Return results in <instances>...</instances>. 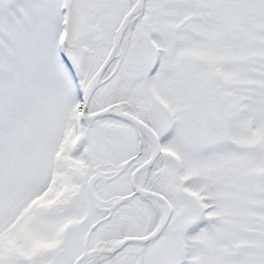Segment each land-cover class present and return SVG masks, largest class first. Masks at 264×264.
<instances>
[{
	"label": "snow or ice",
	"instance_id": "obj_1",
	"mask_svg": "<svg viewBox=\"0 0 264 264\" xmlns=\"http://www.w3.org/2000/svg\"><path fill=\"white\" fill-rule=\"evenodd\" d=\"M0 264H264V0H0Z\"/></svg>",
	"mask_w": 264,
	"mask_h": 264
}]
</instances>
